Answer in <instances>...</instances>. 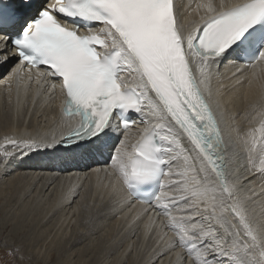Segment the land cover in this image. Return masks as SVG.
Returning a JSON list of instances; mask_svg holds the SVG:
<instances>
[{"label":"snow or ice","instance_id":"obj_1","mask_svg":"<svg viewBox=\"0 0 264 264\" xmlns=\"http://www.w3.org/2000/svg\"><path fill=\"white\" fill-rule=\"evenodd\" d=\"M183 7L174 0H46L35 11L27 0H18L11 12L0 7V65L16 57L21 65L48 66L36 73L37 90L48 86L49 77L59 78L64 115L80 117L59 139L11 140L19 151L0 154V170H10L17 156L27 155L25 149L56 151L69 137L81 134L99 139L115 109L133 110L144 127L132 150L126 151L128 130L137 121H122L125 139L115 148L109 174L115 180L99 187L112 194L126 192L130 203V181L160 178L166 175L165 166L182 158L184 171L178 174L187 215L167 216L166 226L175 230V238L167 243L185 249L189 264H264V225L250 214L251 198L233 178L209 87L218 58L264 22V0H207L198 5L204 10L198 21L181 22ZM22 12L31 13L24 22ZM76 18L82 23H75ZM230 64L236 67V62ZM260 66L264 47L251 62L240 63L233 75L251 68L255 77ZM259 114L264 116V111ZM256 131L264 149V129H252L249 152ZM164 199L155 196L154 206L167 213L171 206ZM147 203L153 206L152 200ZM155 227L150 218L145 233Z\"/></svg>","mask_w":264,"mask_h":264},{"label":"bare ground","instance_id":"obj_2","mask_svg":"<svg viewBox=\"0 0 264 264\" xmlns=\"http://www.w3.org/2000/svg\"><path fill=\"white\" fill-rule=\"evenodd\" d=\"M35 2L36 0L32 4V11H35L42 1L37 0L36 5ZM206 2L207 0H198V4L192 6L182 0H174L175 4L184 5L179 15L180 21H198L204 14L202 8L198 9V5ZM214 2L219 4L220 0ZM236 2L237 0H225V3ZM0 7H7V4L0 1ZM19 15L21 22H24L31 13L22 12ZM230 61L236 62V67H239L238 63L241 62L233 49L227 57L219 60L218 72L210 82V87L216 91L221 104L220 108H215V112L228 127V132L233 134L228 137L226 144L231 156L229 166L235 183L241 193L251 198L248 202L250 214L258 223L264 225V176H258V169L264 173L261 170L264 167L261 164L264 160V149L260 142L261 132H254L255 147L251 152L248 151L253 144L250 130L264 129V116L259 114L264 111L261 107L264 102V74H261V68L264 66L256 69L255 77L252 70L250 74L242 72L233 75L236 67H233ZM9 65L8 63L0 65L4 67L0 71V154L19 151L11 146V140L51 141L53 137L57 138L53 133L59 127L55 124L53 128L48 129L51 123H55L60 117L58 109L62 92L58 85L54 92H51L50 81L34 99L35 92L30 90L31 86L27 90L24 86L29 74L32 76V87L37 86L34 74L20 71V85V81L15 83L14 77L10 75L12 71L9 70ZM193 68L195 69V65ZM248 80L252 83L250 84ZM205 95L208 93L205 92ZM133 118L137 121V128L129 131L126 151L132 150V144L139 138V129L144 127V124L138 122L141 119L139 115L135 114ZM22 127L24 128L21 129ZM110 131L111 129L105 131L99 139L72 149L58 148L56 151H43L42 148L39 151L25 149L27 155L17 156L10 170L6 173L0 170V191L1 189L12 191L15 188L21 197L30 188H35L39 189L42 197H48L47 202L41 206L43 213L41 220L47 217L45 223L49 222V218L53 222L44 234L36 256L41 253L43 246L45 250H49L56 239L61 242L55 250L58 256L66 255L67 258L69 257L67 252L69 254L75 252L82 258L93 251L99 256L95 258L94 264H124L126 261H134L139 254L140 263L143 261V264H189V255L185 249L167 243L175 238V230L166 226L168 215L177 217L187 215L184 211L186 205L181 199L185 195L184 185L181 183L182 177L178 174L184 171L183 159L167 165L163 180L165 190H161L160 196L165 198L163 203L170 204L169 212L165 213L163 207H155V203L153 206L131 205L126 192L112 194L110 189L104 190L99 187L101 184H107L110 179L115 180L114 176L109 175L112 172V156L115 154V148L125 139L124 133L115 135L116 131H113L114 133ZM246 134L247 144L244 142ZM247 168L248 171H245ZM4 184L6 187L3 188ZM81 188H83L81 195L85 193L82 201H74ZM41 200L39 199L37 203ZM81 204H84L85 209L89 208L88 220H78L75 228V218L79 215L78 209ZM150 218L154 220L156 227L151 233L146 234L144 226ZM99 220H109L110 228L116 231L115 236L103 239L94 246L87 245L90 240L88 238L99 229ZM161 222L165 226L162 227ZM216 227L219 229L218 225ZM219 231L222 235L223 229ZM122 232L120 239L113 242ZM49 263L60 264L54 257H51Z\"/></svg>","mask_w":264,"mask_h":264},{"label":"rangeland","instance_id":"obj_3","mask_svg":"<svg viewBox=\"0 0 264 264\" xmlns=\"http://www.w3.org/2000/svg\"><path fill=\"white\" fill-rule=\"evenodd\" d=\"M40 5L42 4L40 3ZM258 176H264V173H262L260 169H258ZM6 181L9 182V180ZM4 187H6L5 184L3 188ZM82 190L83 188L78 190L79 195L74 198V201H82L83 196L85 195V193H82L81 195ZM39 199L42 200L40 203H37ZM47 199L48 197H42V193L39 192V189L35 190V188H30L28 191L24 192L21 197L20 192L15 188L12 191L1 189L0 264H50L49 261H51V257H54L56 262L60 264H94L96 262L95 258L99 256L93 251L88 256L82 257L83 260L75 252L72 254L67 252L69 256L67 258L65 254V257L62 255L58 256L55 250L60 246L61 242L56 239L50 246L51 248L49 250H45V246H43L41 253L36 256L37 248L42 243L41 240L44 237V234H46L47 229L53 222L52 219L49 218V222L45 223L47 217L41 220L43 215L41 206L47 202ZM78 213L79 215L75 218V228H77L78 220H88L87 215L89 214V208L86 207L85 209L84 204H81ZM109 222V220H99V229L88 238L90 239L89 242L87 243L86 240L85 243L94 246L103 241V239L107 240L113 235L115 236L116 231H113L110 228L108 224ZM84 231H86V229H84ZM122 234L123 232L116 237L113 242H117ZM80 248H82V246ZM140 256L141 255L139 254L137 258H132L134 261H126L124 264H143V261L140 263ZM90 259L91 261L89 262Z\"/></svg>","mask_w":264,"mask_h":264},{"label":"clouds","instance_id":"obj_4","mask_svg":"<svg viewBox=\"0 0 264 264\" xmlns=\"http://www.w3.org/2000/svg\"><path fill=\"white\" fill-rule=\"evenodd\" d=\"M241 174V173H240Z\"/></svg>","mask_w":264,"mask_h":264}]
</instances>
